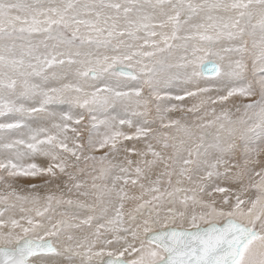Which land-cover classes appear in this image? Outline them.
<instances>
[{"label":"snow or ice","instance_id":"1","mask_svg":"<svg viewBox=\"0 0 264 264\" xmlns=\"http://www.w3.org/2000/svg\"><path fill=\"white\" fill-rule=\"evenodd\" d=\"M0 264H264V0H0Z\"/></svg>","mask_w":264,"mask_h":264}]
</instances>
